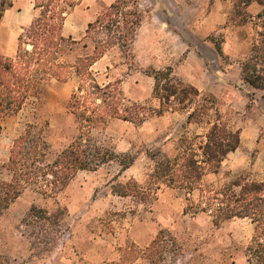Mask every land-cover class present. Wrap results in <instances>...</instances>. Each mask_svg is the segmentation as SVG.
Returning <instances> with one entry per match:
<instances>
[{"label":"rangeland","instance_id":"1","mask_svg":"<svg viewBox=\"0 0 264 264\" xmlns=\"http://www.w3.org/2000/svg\"><path fill=\"white\" fill-rule=\"evenodd\" d=\"M225 1L229 9L227 25L251 44L245 63L254 64L262 71L264 0L238 8L234 7V0ZM88 18L87 13L71 16L68 28L75 32L76 36L71 37L76 42L72 50L67 48L64 59L68 62L74 63L77 56L90 54L95 42L105 36L100 31L85 36ZM82 34L83 39L77 38ZM222 35L212 38L220 43ZM133 41L125 49L110 48L109 56L125 62L128 68L109 70L108 75L118 77L112 83L120 88L124 104L131 106V102H136L156 107L158 102L150 81H141L140 87L135 83H140L138 69L147 73L155 69L140 67ZM131 69L137 77L129 80L123 89L120 75ZM92 72L95 82L106 84V71L99 75ZM90 83L94 81L82 79L70 69L66 81L60 77L48 80L38 97L29 99L19 112L3 118L0 180H11L9 160L4 156L9 152L10 158L15 140L28 128L32 127L33 135L41 136L46 142L48 159L55 158L70 145L80 133V122L70 111V101L81 84L80 94L91 100ZM241 89L229 96L237 100L235 108L228 104L227 98L220 103L224 104L220 109L226 122L241 130V146L222 162L219 173L206 176L207 186L219 188L239 177L264 182V90ZM172 113L167 112L163 117L150 115L144 123L119 118L98 120L91 132L93 142L114 154L113 159L96 170L78 171L55 197L43 195L34 186L25 188L0 213V264H249L247 247L255 233L251 219H227L215 224L207 213L193 210L186 213V191L165 184L159 188L155 185L146 198L133 185L126 189L129 195L115 192L120 184L132 181L138 183L140 192L147 187L155 166L148 151L172 157L183 135L206 133V121L188 125L184 112ZM167 136H170L168 141ZM130 156H135V161L124 169L120 160ZM192 197L197 202L199 192ZM32 207L42 208L46 213L30 214ZM155 239L158 254L150 255L146 249Z\"/></svg>","mask_w":264,"mask_h":264},{"label":"trees","instance_id":"2","mask_svg":"<svg viewBox=\"0 0 264 264\" xmlns=\"http://www.w3.org/2000/svg\"><path fill=\"white\" fill-rule=\"evenodd\" d=\"M81 0H35L37 17L19 38L14 57L0 55V132L1 121L19 112L32 97L44 91L48 80L60 77L67 80L70 69L90 83V95L85 97L81 84L70 101V111L80 122V133L55 158L48 159L46 142L33 135L32 127L19 136L11 149L7 168L11 180H0V213L19 197L28 186L36 187L43 195L57 196L80 170H96L113 159L112 153L93 142L92 129L100 119L119 118L143 123L147 117L168 111L187 112L188 123L206 121L205 134L183 135L177 153L161 157L159 151H148L155 161L147 187L138 190L136 181L119 185L115 192L129 195L126 190L133 185L135 191L148 196L155 185L165 184L185 190L188 205L185 212H204L213 217L215 224L227 219L249 218L255 225V233L247 247L249 264H264V182L239 177L219 187L207 186L209 173H219L222 162L241 146V130L233 128L218 108L217 98L200 91L177 77L172 67L148 72L155 79L153 96L158 106L131 102L124 104L120 88L113 83L100 85L95 82L92 65L111 47L128 48L136 36L145 13L138 0H115L97 18L88 24L86 37L92 32L105 36L95 42L90 54L79 55L74 63L64 59L67 48L72 50L76 41L64 34L66 17ZM255 0H234V7L248 6ZM260 3L263 0H256ZM10 0H1L0 19ZM87 47V44L83 45ZM219 48V45H218ZM246 83L264 90V69L246 62ZM209 118V119H208ZM135 156L120 160L124 169L130 167ZM199 192L197 202L192 197ZM194 199V200H193ZM46 213L42 208L32 207L30 214ZM157 239L146 249L150 255L157 253ZM151 258V257H150ZM153 258V257H152Z\"/></svg>","mask_w":264,"mask_h":264},{"label":"crops","instance_id":"3","mask_svg":"<svg viewBox=\"0 0 264 264\" xmlns=\"http://www.w3.org/2000/svg\"><path fill=\"white\" fill-rule=\"evenodd\" d=\"M10 1L11 5L6 7L0 19V55L5 57H14L17 54L21 34L37 17L35 0ZM114 1L81 0L66 17L64 34L76 36L75 32L68 28L71 16L75 13L88 14L89 18L86 21L88 28V24L97 18L104 5L109 6ZM138 2L145 16L136 32L133 50L141 68L162 70L172 67L174 74L182 81L194 85L202 92L213 94L217 98L219 109L220 106H224L220 103L221 101L224 103L226 98L229 100L228 104L235 108L237 100L229 96L238 90L241 91V87H245V91L248 92L253 89L263 90L244 80V66L251 51V44L248 39L241 38L236 30L227 25L229 9L225 0H138ZM220 33H223V40L217 43L212 36ZM83 37L82 34L77 38ZM116 46L118 45L113 49ZM109 53L111 49L92 65L91 70L96 75L109 70L112 72L120 71L123 67L128 68L125 62L112 59ZM111 72L105 73L106 84L118 79L111 74L108 75ZM133 72L134 69H131L125 75H120L123 89L129 80L136 79L137 76ZM136 73L140 77L138 78L140 83L135 81L136 85L140 87L141 81L148 79L153 91L154 77L142 69H138ZM136 99H140V96L138 95ZM220 111L222 112L221 109ZM165 113L158 115L163 117ZM175 114L180 115L183 112L172 113ZM183 115L186 123L191 125L192 123L187 121L188 113L184 112ZM169 137H166V141ZM4 157L9 160V152Z\"/></svg>","mask_w":264,"mask_h":264}]
</instances>
